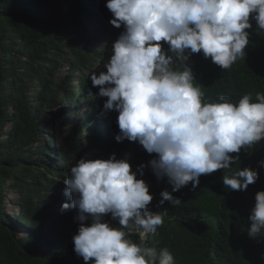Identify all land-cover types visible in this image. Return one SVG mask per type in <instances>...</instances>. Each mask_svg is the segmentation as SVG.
I'll return each instance as SVG.
<instances>
[{
	"label": "clouds",
	"instance_id": "9594fccd",
	"mask_svg": "<svg viewBox=\"0 0 264 264\" xmlns=\"http://www.w3.org/2000/svg\"><path fill=\"white\" fill-rule=\"evenodd\" d=\"M52 14L77 23L75 34L102 68L90 75L99 114L73 107L61 134L46 132L49 166L65 162L56 158L63 137L74 133L84 145L69 154L76 163L61 201L71 203L58 206L76 210L75 254L85 264H184L163 229L203 187L225 186L245 202L242 223L255 250L261 239L264 264V93L255 100L221 89L219 70L254 55L264 65V0H62ZM111 125L120 145L111 144ZM9 192L18 211L19 194ZM228 246L214 264H235L234 251L245 248Z\"/></svg>",
	"mask_w": 264,
	"mask_h": 264
},
{
	"label": "trees",
	"instance_id": "16d2710c",
	"mask_svg": "<svg viewBox=\"0 0 264 264\" xmlns=\"http://www.w3.org/2000/svg\"><path fill=\"white\" fill-rule=\"evenodd\" d=\"M61 1L0 0V264H85L74 252L76 210L58 211L57 205L64 195L63 181L76 163L69 154L84 145L74 133L63 137L56 158L65 162L61 167L49 166L45 139L50 140L47 133H62L74 115L73 107L84 106L91 116L99 114L102 102L90 75H98L102 68L100 59L89 55L88 43L75 34L77 23L52 14ZM257 57L219 69L220 88L254 99L257 92L264 93V65ZM65 65L66 76L55 81V73ZM31 92L35 94L29 96ZM8 122L11 129L6 132ZM108 130L111 144L120 145L115 140L119 128L111 125ZM259 148L264 152V143ZM141 156L150 157L144 152ZM141 156H135L137 162ZM252 158L243 155L233 165ZM6 188L19 194L18 211L11 217L3 203ZM234 193L225 186L224 190L203 187L163 229L161 239L169 237L181 246L184 264H214V256L228 250L229 243L245 246L232 252L235 264L258 263L261 239L255 250L256 241L248 236L250 224L242 223L246 204Z\"/></svg>",
	"mask_w": 264,
	"mask_h": 264
},
{
	"label": "rangeland",
	"instance_id": "374dc122",
	"mask_svg": "<svg viewBox=\"0 0 264 264\" xmlns=\"http://www.w3.org/2000/svg\"><path fill=\"white\" fill-rule=\"evenodd\" d=\"M96 24H97V22H95L94 20H93V24H92V26L95 28L96 27ZM87 29L89 30V27H87ZM88 34H89V32H87ZM91 33L92 34H95V33H93L92 31H91ZM79 35H81V36H83L84 34L82 33V32H79ZM79 39H81L80 37H79ZM65 67L67 68V65H65ZM63 74V76L65 75V73H62ZM75 120H73V122H74ZM10 128H11V126L10 125H8V126H6V131H9L10 130ZM4 138L6 137V136H3ZM6 191H5V193H7L6 194V196L4 195V200H3V203H4V205H5V209H6V211H8V213L9 214H12L13 212H14V206H13V201L16 199V195H13V194H10V192H9V190L6 188L5 189ZM8 194H10L9 195V197H8ZM8 199H10L9 201H8ZM69 202V199H67V198H63V201H61L59 204H58V206L61 208V206H62V204H64V203H68ZM24 233V232H23Z\"/></svg>",
	"mask_w": 264,
	"mask_h": 264
}]
</instances>
